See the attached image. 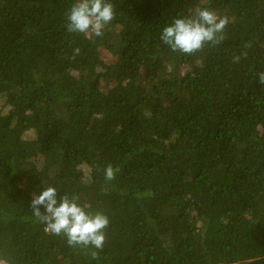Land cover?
Segmentation results:
<instances>
[{
	"label": "trees",
	"instance_id": "1",
	"mask_svg": "<svg viewBox=\"0 0 264 264\" xmlns=\"http://www.w3.org/2000/svg\"><path fill=\"white\" fill-rule=\"evenodd\" d=\"M108 2L96 36L67 31L75 0H0V260L264 264V0ZM198 8L225 40L172 51ZM48 186L108 216L97 259L33 215Z\"/></svg>",
	"mask_w": 264,
	"mask_h": 264
},
{
	"label": "clouds",
	"instance_id": "2",
	"mask_svg": "<svg viewBox=\"0 0 264 264\" xmlns=\"http://www.w3.org/2000/svg\"><path fill=\"white\" fill-rule=\"evenodd\" d=\"M114 19V8L108 0H75L67 15V31L83 34L91 32L102 36L103 29ZM229 22L226 16L219 17L207 8H198L193 16L175 18L170 25L165 26L160 39L172 51L192 55L202 50L207 43L222 44L225 40L223 33ZM76 53H79V49H76ZM239 60V56L233 57L234 63ZM256 75L258 82L264 85V72ZM116 171L111 165L107 166L105 180H114ZM88 207L86 204L81 205L77 197H69L67 194L58 199L54 186L46 187L39 195L33 196L31 201L32 213L40 223L46 225V232L65 235L69 247L90 249V255L95 260L104 248L110 220L101 211L89 213L86 211ZM0 264H6V261L0 260Z\"/></svg>",
	"mask_w": 264,
	"mask_h": 264
},
{
	"label": "rangeland",
	"instance_id": "3",
	"mask_svg": "<svg viewBox=\"0 0 264 264\" xmlns=\"http://www.w3.org/2000/svg\"><path fill=\"white\" fill-rule=\"evenodd\" d=\"M102 55H103L102 58L104 59V61L111 62V57H110V55H109V53L107 51L102 50ZM4 107H5V103L2 100H0V109L3 110ZM86 172H89V171L86 170Z\"/></svg>",
	"mask_w": 264,
	"mask_h": 264
}]
</instances>
